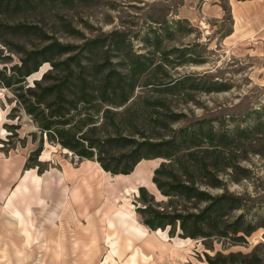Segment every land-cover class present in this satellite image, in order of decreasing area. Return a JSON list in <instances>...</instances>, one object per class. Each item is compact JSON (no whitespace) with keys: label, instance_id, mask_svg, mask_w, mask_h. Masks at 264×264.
Listing matches in <instances>:
<instances>
[{"label":"rangeland","instance_id":"rangeland-1","mask_svg":"<svg viewBox=\"0 0 264 264\" xmlns=\"http://www.w3.org/2000/svg\"><path fill=\"white\" fill-rule=\"evenodd\" d=\"M228 3L71 0L70 6L63 7L60 2L52 4L46 0V9L59 14L46 17L43 24L55 30L65 43L77 44L79 38L63 34L62 24L86 37L123 30L137 37L133 41L137 53L148 51L141 39L152 30L162 38L166 50L186 51L180 65L166 67L164 73L197 79L201 87L217 81L223 91H193L187 98L172 100L187 115L185 121L225 120V127L230 130L259 125L252 137L250 134L235 142L242 147L240 155L246 157L238 163L249 171V178L239 179L234 174L233 181L227 183L231 193L246 200L247 219H258L264 218V45L259 44L258 36L242 42L246 37L233 35L234 21ZM39 18L32 15L27 21ZM176 21L182 22L177 30ZM251 22L241 21L242 31L249 29ZM166 33H171V37L166 38ZM4 56L8 57L0 68L6 65L8 70L18 63L17 57L6 49L0 54ZM154 59L160 60L158 53ZM169 59H176V55ZM48 69L49 65H42L39 72L26 79V85ZM157 77L154 81L165 79L161 74ZM41 138L11 92L0 87V264H128L134 252L144 246L142 259L158 264H203L204 253L212 254L199 240L170 238L166 231H151L142 225L136 213L140 205L138 188L151 180L159 159L135 168H142L139 173H143L144 183L132 179V185H122L115 194L114 205L103 194L106 176L97 162L79 159L49 143L44 136L43 141ZM38 148L41 152L34 160L32 153ZM226 173H221L225 181L229 179ZM114 180L109 179V183L115 184ZM126 186H135L136 190L123 191ZM144 186L155 200L162 199L149 185ZM240 213L236 211L233 216ZM256 246L263 256L264 228L248 237L245 245L232 246L228 251L249 253ZM214 248L219 250L220 244L214 243Z\"/></svg>","mask_w":264,"mask_h":264},{"label":"trees","instance_id":"trees-1","mask_svg":"<svg viewBox=\"0 0 264 264\" xmlns=\"http://www.w3.org/2000/svg\"><path fill=\"white\" fill-rule=\"evenodd\" d=\"M45 1L0 0V54L6 49L18 59L8 70L6 65L0 68V87L10 91L30 117L40 141L44 136L79 159L97 162L113 176L130 175L142 161L159 159L151 183L162 199L138 188L136 213L142 225L166 231L170 238L201 241L212 252L204 253L203 264H264L257 246L249 253L228 251L245 245L264 228V218L247 219L246 200L231 193L227 184L234 174L249 178V171L238 163L246 157L235 142L252 137L259 125L230 130L225 120L185 121L187 115L172 100L187 98L193 91H223L217 81L201 87L197 79L164 73L166 67L180 65L186 51L166 50L152 30L141 39L148 51L137 53V37L123 30L86 37L62 24L63 34L79 38L77 44L65 43L43 24L46 17L59 14L46 9ZM47 1L63 7L71 3ZM32 15L41 20L27 21ZM181 24L175 22L176 30ZM171 35L166 33V38ZM172 54L176 59H169ZM7 57H0V64ZM42 65L49 69L26 85ZM159 74L165 79L154 81ZM40 152L38 148L32 153L34 160ZM226 171L227 181L221 178ZM236 211L241 213L233 216ZM214 243L221 248L215 250Z\"/></svg>","mask_w":264,"mask_h":264},{"label":"crops","instance_id":"crops-1","mask_svg":"<svg viewBox=\"0 0 264 264\" xmlns=\"http://www.w3.org/2000/svg\"><path fill=\"white\" fill-rule=\"evenodd\" d=\"M230 11L234 21V33L233 35L246 37L241 39L242 42L250 41L252 38L257 36L261 38L258 42L261 46L264 45V0H228ZM252 21L248 27L249 29L243 30L244 25L241 21L248 20ZM245 29V28H244ZM240 32H242L240 34ZM261 41V43H260ZM146 249L144 246L142 249H137L134 252L133 257L129 259L128 264H158V261H148L142 259V250Z\"/></svg>","mask_w":264,"mask_h":264},{"label":"bare ground","instance_id":"bare-ground-1","mask_svg":"<svg viewBox=\"0 0 264 264\" xmlns=\"http://www.w3.org/2000/svg\"><path fill=\"white\" fill-rule=\"evenodd\" d=\"M144 162H147V161H142L140 164H138V166H140L142 163H144ZM139 172H142V168L141 167H139V168H137V170H134V172H132L130 175H127V176H123V175H117V176H112V175H109L108 173H106V172H104L103 171V174L106 176L105 178H104V183H103V194L105 195V196H107L106 198L109 200V201H111L114 205H116V200H117V197H115V194L118 192V190L121 188V186L122 185H132V179L133 180H135V182H136V180H141V182L142 183H144V180H143V176H142V174L141 173H139ZM138 174H141L140 176L138 175ZM139 176V178H138V176ZM149 175H151V173L149 174ZM142 176V177H141ZM136 178H138V179H136ZM109 179H115L114 181V183L115 184H111V183H109ZM144 185H149L152 189H153V191L156 193V194H158L157 193V191H156V189H155V186L151 183V180H149V182H145L143 185H141L142 187H145ZM129 188H131V189H135L136 190V187L135 186H132V187H125L124 189H123V191L124 190H126V189H129ZM107 194V195H106ZM67 198V197H66ZM122 212V211H121ZM125 214V213H124ZM127 217H129L127 214H125ZM136 229L137 230H139L140 232H143V233H145L143 230H141V229H139L137 226H136ZM156 237V236H155ZM147 238V237H146ZM145 238V239H146ZM157 238V237H156ZM136 247H137V245H136ZM149 249V248H148ZM164 261V260H163Z\"/></svg>","mask_w":264,"mask_h":264}]
</instances>
